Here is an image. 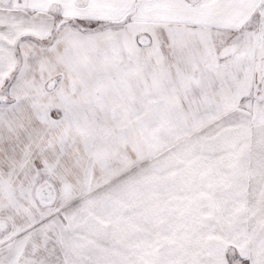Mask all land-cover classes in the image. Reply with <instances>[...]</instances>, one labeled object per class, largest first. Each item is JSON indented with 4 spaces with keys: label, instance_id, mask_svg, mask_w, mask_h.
I'll use <instances>...</instances> for the list:
<instances>
[{
    "label": "snow or ice",
    "instance_id": "obj_1",
    "mask_svg": "<svg viewBox=\"0 0 264 264\" xmlns=\"http://www.w3.org/2000/svg\"><path fill=\"white\" fill-rule=\"evenodd\" d=\"M0 264H264V0H0Z\"/></svg>",
    "mask_w": 264,
    "mask_h": 264
}]
</instances>
